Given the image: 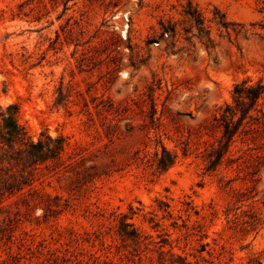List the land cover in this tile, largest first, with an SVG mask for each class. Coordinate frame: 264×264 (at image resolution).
Instances as JSON below:
<instances>
[{"label": "rangeland", "instance_id": "374dc122", "mask_svg": "<svg viewBox=\"0 0 264 264\" xmlns=\"http://www.w3.org/2000/svg\"><path fill=\"white\" fill-rule=\"evenodd\" d=\"M187 1L0 0V107L65 143L31 208L0 198V264H264V118L206 170L234 83L264 75V0H190L202 32Z\"/></svg>", "mask_w": 264, "mask_h": 264}, {"label": "trees", "instance_id": "16d2710c", "mask_svg": "<svg viewBox=\"0 0 264 264\" xmlns=\"http://www.w3.org/2000/svg\"><path fill=\"white\" fill-rule=\"evenodd\" d=\"M183 12L190 24L199 32L205 29L203 16L190 0L187 1ZM213 15L212 21L215 24L227 28L224 14L220 13L216 7L213 8ZM160 25V37L171 30L162 22ZM17 115L18 108L15 104H10L4 109L0 107V198L5 192L11 193L16 190L18 202L28 209L35 202L36 189L31 186L34 169L40 164H60L65 143L62 137L52 138L47 134H41V137L33 141L24 127L19 124ZM261 117L264 118V75L256 80L246 77L234 83L231 101L225 102L218 116L215 117L219 126L222 127L220 152L216 159L209 160L206 170L214 169L221 162L222 155L228 151L235 138L253 129V123ZM4 161L9 167L1 166ZM174 161L175 155L161 145L160 152H156V168L159 171H165L174 164ZM25 187L28 188L25 190ZM128 226L131 228L128 229ZM118 232L123 240H132L135 243L140 237L137 230L125 221L120 222ZM159 253L163 251L160 249ZM178 257L183 260V257ZM184 263L188 264V262Z\"/></svg>", "mask_w": 264, "mask_h": 264}]
</instances>
